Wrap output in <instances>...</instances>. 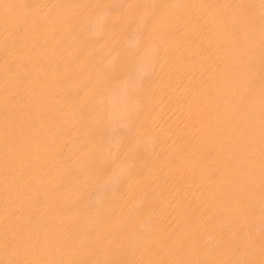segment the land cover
Masks as SVG:
<instances>
[{
	"label": "bare ground",
	"instance_id": "1",
	"mask_svg": "<svg viewBox=\"0 0 264 264\" xmlns=\"http://www.w3.org/2000/svg\"><path fill=\"white\" fill-rule=\"evenodd\" d=\"M0 264H264V0H0Z\"/></svg>",
	"mask_w": 264,
	"mask_h": 264
},
{
	"label": "rangeland",
	"instance_id": "2",
	"mask_svg": "<svg viewBox=\"0 0 264 264\" xmlns=\"http://www.w3.org/2000/svg\"><path fill=\"white\" fill-rule=\"evenodd\" d=\"M127 26V25H126ZM127 28V27H126ZM126 28H123V26H121V29H122V31H124V29H126ZM121 29L120 30H118V32L116 33V35H117V39H119V37H120V34L122 33V32H120L121 31ZM115 39V38H114ZM113 42H114V40H113ZM112 42V43H113ZM86 116L87 115H84V118L86 119ZM87 147H89V145L87 146Z\"/></svg>",
	"mask_w": 264,
	"mask_h": 264
}]
</instances>
